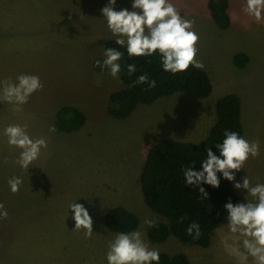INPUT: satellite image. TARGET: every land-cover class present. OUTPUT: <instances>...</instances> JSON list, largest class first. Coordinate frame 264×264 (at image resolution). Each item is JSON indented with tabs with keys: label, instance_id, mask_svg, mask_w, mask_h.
<instances>
[{
	"label": "rangeland",
	"instance_id": "rangeland-1",
	"mask_svg": "<svg viewBox=\"0 0 264 264\" xmlns=\"http://www.w3.org/2000/svg\"><path fill=\"white\" fill-rule=\"evenodd\" d=\"M108 2L0 0V81L28 73L38 75L44 85L22 111L13 112L12 105L0 102V202L11 210L0 219V264H107L108 242L118 232L108 229L103 217L113 206L134 212L139 218L134 231L159 252L183 253L190 264H241L222 242L229 235L227 224L217 228L207 247L188 245L172 235L151 242L145 219H165L145 204L139 175L148 149L162 139L205 138L216 121L217 99L234 92L242 104V137L258 140L260 154L235 172L232 184L242 183L244 176L253 185L264 183V20L256 22L242 12L245 0H229L231 24L220 29L208 0H171L182 17L195 21L196 59L211 77L213 91L204 99L174 94L116 119L107 107L110 93L122 85L120 78L92 65L104 58L105 40L117 39L101 12ZM131 5L132 0H116L115 10L139 11ZM237 53L248 56L245 67L234 64ZM63 105L83 112L80 129L56 130L55 115ZM10 123L26 124L32 138L47 140V148L28 169L15 162L20 149L9 146L3 135ZM13 176L23 180L16 193L7 183ZM235 190L246 197V189ZM74 201L92 217L91 238L73 230L69 204ZM246 264H252L251 257Z\"/></svg>",
	"mask_w": 264,
	"mask_h": 264
},
{
	"label": "clouds",
	"instance_id": "clouds-1",
	"mask_svg": "<svg viewBox=\"0 0 264 264\" xmlns=\"http://www.w3.org/2000/svg\"><path fill=\"white\" fill-rule=\"evenodd\" d=\"M116 0H109L101 9L107 27L117 37L115 43L126 48L129 57L153 56L159 54L162 68L173 75L184 72L189 67L203 69L204 64L196 59L199 35L194 30L195 21L181 16L171 0H132V9L115 10ZM242 12L255 19L264 20V0H245ZM124 53L115 47H105L103 61L95 62L97 67L113 78H119L121 65L119 61ZM129 75L136 72L135 64H128ZM135 84H149L155 87L156 81H149L147 74L140 75ZM40 77L35 74L20 73L15 80L5 78L0 81V102L12 105L13 112L22 111L30 96L43 88ZM54 127L50 131H54ZM3 135L7 137L9 146L20 149L16 163L28 169L40 156L41 149L47 148V140L43 137L32 138L27 132V125L8 124ZM219 150L216 155L212 148H206V159L201 162L202 170L194 171L191 166L183 170L185 183L198 187L203 196H207L203 183L219 187L223 178L234 181L235 172L244 169L245 162L260 154L258 140L249 141L235 131L225 130L224 139L215 144ZM7 162V157H5ZM12 193L20 190L23 180L13 176L7 181ZM236 189H246L245 202L233 204L230 200L223 205L227 212V228L229 235L224 237L225 250L237 256L241 264H246L251 257L252 264H264V183L253 185L247 176L241 182H235ZM251 196L252 199L247 197ZM72 218L75 221L73 230H83L84 238L93 234V220L87 208L76 201L69 204ZM8 212L0 202V219H6ZM181 217V221H183ZM145 224L154 226L156 221L145 219ZM188 235L198 239L201 235L200 225L193 221L186 229ZM231 241V243H229ZM107 264H159V250L151 248L140 231L119 232L108 242L106 252Z\"/></svg>",
	"mask_w": 264,
	"mask_h": 264
},
{
	"label": "trees",
	"instance_id": "trees-1",
	"mask_svg": "<svg viewBox=\"0 0 264 264\" xmlns=\"http://www.w3.org/2000/svg\"><path fill=\"white\" fill-rule=\"evenodd\" d=\"M207 5L217 27L228 28L231 24L229 0H208ZM115 41L116 39H107L104 42V48L115 47L124 53L119 61L122 85L109 95L107 111L111 117L127 118L138 106L152 104L174 94L204 99L212 93L213 83L206 70L190 66L187 71L173 75L163 70L158 53L147 57H129L126 48L117 45ZM103 59L93 61L96 71L102 70L95 62H102ZM247 60L248 56L244 53H237L233 57V62L238 67H245ZM128 64L136 65L135 73L129 75ZM142 74H147L149 81L155 80V87H149L147 83L135 84ZM241 105L238 94L226 93L215 103L216 121L205 138L198 142L167 138L148 149L140 170V189L145 204L165 219L157 221L154 226L147 225L146 235L151 242L161 243L172 235L188 245L207 247L217 228L228 223L223 205L229 200L233 204L245 202V197L235 190L232 181L223 178L222 173H217L220 178L219 187L206 183L200 185L207 192L206 197L199 192L198 187L187 185L183 175V170L189 166L194 171L202 170L201 162L206 159L207 147L219 155L215 144L223 141L225 130L235 131L243 136ZM54 123L59 132H73L85 124V115L75 106L63 105L57 110ZM5 208L11 211L9 205ZM181 217L184 218L183 221ZM193 221L200 225L201 235L198 239H194L186 231ZM103 223L111 231L130 232L137 229L139 218L125 207L113 206L104 215ZM159 254V264H190L183 253Z\"/></svg>",
	"mask_w": 264,
	"mask_h": 264
},
{
	"label": "crops",
	"instance_id": "crops-1",
	"mask_svg": "<svg viewBox=\"0 0 264 264\" xmlns=\"http://www.w3.org/2000/svg\"><path fill=\"white\" fill-rule=\"evenodd\" d=\"M248 199H252V198H248Z\"/></svg>",
	"mask_w": 264,
	"mask_h": 264
}]
</instances>
